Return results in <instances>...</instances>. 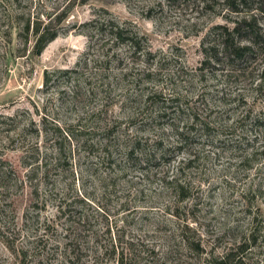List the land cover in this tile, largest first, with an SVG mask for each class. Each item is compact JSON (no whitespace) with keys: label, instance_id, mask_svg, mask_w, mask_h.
Returning <instances> with one entry per match:
<instances>
[{"label":"rangeland","instance_id":"374dc122","mask_svg":"<svg viewBox=\"0 0 264 264\" xmlns=\"http://www.w3.org/2000/svg\"><path fill=\"white\" fill-rule=\"evenodd\" d=\"M236 18L0 0V264H264V54L222 59Z\"/></svg>","mask_w":264,"mask_h":264},{"label":"trees","instance_id":"16d2710c","mask_svg":"<svg viewBox=\"0 0 264 264\" xmlns=\"http://www.w3.org/2000/svg\"><path fill=\"white\" fill-rule=\"evenodd\" d=\"M205 6L209 4V0H199ZM223 5L229 10L230 14H234L237 18L232 22L231 28L220 26L219 30V47L221 48V57L230 64H238L244 62L246 58L256 54H264V47L260 34L258 15L264 16V0H221ZM255 6V9L252 7ZM52 21L46 24L39 23L32 28V35L35 37L32 53L39 55L45 46L54 40L57 36L52 30ZM29 32V26L26 27ZM113 38L115 40H129L130 44L138 45L135 36L128 37L123 29L113 28ZM214 52V51H213ZM216 57V54L214 55ZM211 58V57H206ZM220 60V59H219ZM232 256V255H228ZM226 256V257H228ZM121 259V257H120ZM225 259V258H224ZM229 259V257H228ZM227 259V260H228ZM120 264H122L120 260Z\"/></svg>","mask_w":264,"mask_h":264}]
</instances>
